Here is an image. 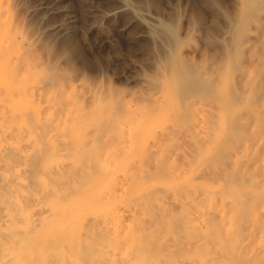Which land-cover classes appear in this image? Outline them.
<instances>
[{
    "label": "bare ground",
    "instance_id": "bare-ground-1",
    "mask_svg": "<svg viewBox=\"0 0 264 264\" xmlns=\"http://www.w3.org/2000/svg\"><path fill=\"white\" fill-rule=\"evenodd\" d=\"M14 2L0 0V264H264V226L258 227L256 220L264 207L259 205L264 165L251 169L241 157L255 144L264 151V117L255 105L244 113L233 107L240 99L237 82L250 87L245 92L251 103L264 99V59L257 57L259 67L253 72L244 71L237 57L243 47L251 49L252 26L264 36V0H238L224 71L195 46L179 47L168 20L144 21L139 36L155 39V45L159 41L158 57L149 74L139 79L140 108L123 115L116 91L86 88L77 95L79 84L70 75L43 70L50 60L43 62L32 53V35L22 40L24 34L11 19ZM117 2L114 13L120 14L127 5ZM131 15L134 21L141 19L135 12ZM195 31L188 30L190 36ZM183 53L201 59L189 60ZM223 85L227 88L220 96ZM222 110H230L232 118L224 137L216 132ZM120 116L135 128L120 132ZM247 116L256 130H247ZM159 121L171 123L152 136L153 147L180 142L177 147L191 150V161H198L214 143L220 151L213 167L200 168L198 161L195 178L200 184L194 191L147 189L150 193L143 196L157 202L160 214L156 211L158 218L128 227L131 220L121 202V152L129 154L142 145L148 127ZM168 163L166 159L156 166L157 177L171 178L173 166ZM162 192L167 195L163 202L157 195ZM148 216L154 218L153 213Z\"/></svg>",
    "mask_w": 264,
    "mask_h": 264
},
{
    "label": "rangeland",
    "instance_id": "rangeland-1",
    "mask_svg": "<svg viewBox=\"0 0 264 264\" xmlns=\"http://www.w3.org/2000/svg\"><path fill=\"white\" fill-rule=\"evenodd\" d=\"M4 1L11 3V0ZM15 1V5L11 6L12 9L10 13L12 22L15 25L14 27L20 32L21 36L24 34L22 40H26L27 34L28 36L32 35L35 38L36 41L30 49L34 55L36 54V57L40 60H44L43 62H48L50 60L51 63L49 62L50 65L47 67L48 70L45 66H42L43 70L47 71V74L57 73L66 74L68 76L70 75V79H74V85L79 84L75 90L77 95L86 93V88V90L111 89L116 91L118 95H120L122 110L125 108L124 113L122 111L120 112L122 115L126 114L128 109L135 112L140 108L141 104L138 103V100H142L143 89L141 88L142 84H140L141 82H139V79L141 76L143 77L145 74H149V69L152 67L150 65H153L155 58L157 59L158 57V50L156 51V49L159 47L157 46L159 41L157 40L158 43L156 41L155 45V39L141 38L139 36L143 29H145L144 21L151 23L152 18H158L160 21L168 20L166 22H170L171 25H174L172 27L175 28L176 35L178 39H180L179 47L182 46L183 49L188 45L195 46L202 51V56L205 55L203 57H209V59L215 64L217 63L216 65L218 68L219 66L222 68L226 64L227 58H225V56L231 47L229 41L230 37L227 38V36L232 34V28H236L235 23H237L236 19L239 15L238 12L240 7V5L237 4L239 3L238 0H122L127 6L125 7V10L120 12V14H117L114 13L118 7L117 0ZM122 2L120 0V6L122 5ZM132 12L139 14L141 19L134 21L131 18ZM105 14L110 15L105 17ZM150 17L152 18L150 19ZM191 28H195L196 30L195 35H191L192 37L190 36V32H188ZM252 31V42L250 43L251 49L247 50L246 47H243L244 50L241 49L239 51L240 55H242L237 57H240L238 58V61L244 71L248 70L254 72V70L259 67L257 57L264 59V36L261 37V32L259 30L255 31L253 26ZM184 56L189 60L194 61H199L201 59V57L191 54H184ZM211 60L208 62L206 61L205 65L206 63V66L211 65ZM223 60H225V62ZM251 60L253 62H251ZM224 70L225 68H222V71ZM76 77L78 78L76 79ZM262 85L263 88L261 89H264L263 81ZM225 87L226 85L221 87L219 91L220 96H224ZM234 88L238 92L240 98L236 104L237 106H233L236 111L239 110L244 113L249 111L251 107L256 106V110H259V112L262 111L261 113L264 117V99L261 101L258 100L257 102L259 103L256 102L253 104L249 100L250 97L247 96L248 93H246L249 92V86L247 87L241 83L238 84L237 82ZM132 107H134V109H132ZM120 118V132L135 128L134 125H127L128 123L125 121V117L120 116ZM231 119L230 110L221 111L217 120L218 128L216 127V129H218L216 132L219 133V136L222 135L224 137L228 133L231 126ZM169 123H171V121H159L148 127L145 134L146 136H144L145 138L142 140V145L139 144L135 146L134 149L131 150L132 152L129 151V154H126L128 153L126 150V152L123 150L121 152L122 156L120 155L119 178L123 183L122 186L120 182V187H123L124 189L121 202L122 204L124 203L125 209L129 211H127L129 218L127 217L126 219L127 221L131 220V223L129 225L128 222V227L134 226L137 222H142L145 218L149 222L158 218L160 213L158 211L157 202L154 201L152 202L153 204H151L146 200V195L143 196L144 194L148 195L151 189L155 187L166 188L168 186L169 188L167 187V189L169 190L177 187V190L182 191L183 188L191 187L194 191L200 184V181H197L195 178L197 176L195 172L198 169H196L197 163L199 164V162H202V164L200 163L201 165L199 164L198 166L200 168L213 167L212 165H215V155L220 148L219 144L216 147L217 143L212 145L213 149L209 147L201 152V157L203 158L199 157L197 159L199 162L196 160L191 161V159H189L192 153L188 147H185L184 145H182V148H180L181 146H176L177 143L180 145V142H172L160 149L150 145L152 142V136L156 132H159L163 127L165 128L169 126ZM245 125L249 132L257 129L252 118H248ZM204 131H206V129H204ZM254 136L259 139V134ZM249 139L251 138L249 137ZM146 149L150 150L152 153H149L150 151L148 150L147 153ZM205 151L208 152L206 153ZM163 153H166L164 154L165 156ZM188 153H190V156ZM180 156L182 157L181 159L179 158ZM164 157L169 161V168L173 166L170 170L172 174L171 178L162 176L157 177L155 175V168H157V165L159 167V163L162 162L163 164V162H165L166 159ZM241 157L243 158V163L250 166L251 169H258L264 165V151L262 150V146L259 147L255 144L248 152L243 150L241 152ZM204 158L208 160L205 161ZM142 160H144V162ZM184 161L186 162V165L190 164L188 161H191V166H185V164H182ZM148 162L149 164L146 165ZM206 164L208 166H206ZM126 165H128V167ZM135 165L137 167H135ZM141 165H145V167H142ZM132 166L133 169H131ZM135 168H139V170L137 171ZM148 168H152L154 171L152 169L148 170ZM150 171L153 172L150 174ZM144 174H148L146 175L147 177L145 176L146 179H141V177H144L142 176ZM149 174L151 177H148ZM193 174L194 176H192ZM175 175L178 178H176ZM135 176L140 177H137L136 179ZM194 178L195 180H193ZM178 182L180 183L179 185ZM223 185L225 187V184ZM214 188L220 187L216 184ZM258 192L261 193L262 191L258 189ZM120 193L122 194V192ZM140 193H142L141 197ZM163 194V192L157 194L161 196L159 198L162 202L165 196H167ZM130 195H133V197ZM137 198L139 199L137 200ZM136 202H138L139 205L143 202L144 206L141 204L142 206L140 205L139 207ZM218 203L217 206H220V201ZM148 204L149 206L152 205V207H150L152 211L148 208ZM154 204L156 205V210L154 209ZM135 205H137V207ZM259 205L264 206V198L259 202ZM156 211L159 214L156 215ZM150 213H153V219L148 216ZM261 216L264 217V207L260 208L256 214L258 227L264 226V218L262 219ZM140 219H142V221ZM142 223H146V221H143Z\"/></svg>",
    "mask_w": 264,
    "mask_h": 264
}]
</instances>
